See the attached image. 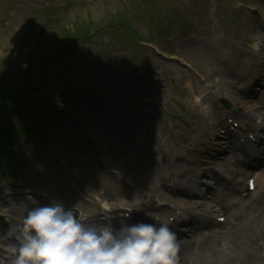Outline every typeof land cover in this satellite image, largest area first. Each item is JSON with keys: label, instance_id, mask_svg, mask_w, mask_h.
<instances>
[{"label": "rangeland", "instance_id": "rangeland-1", "mask_svg": "<svg viewBox=\"0 0 264 264\" xmlns=\"http://www.w3.org/2000/svg\"><path fill=\"white\" fill-rule=\"evenodd\" d=\"M112 14L121 15L122 24L116 26L118 22H113L118 19L111 17ZM123 21H130L144 37L142 31L151 34L165 26L168 33L167 28L179 26L175 44L172 37L154 41L155 49L158 46L163 50V56H176L173 62L162 63L150 52L135 46L136 41L123 36L122 25L132 29ZM85 25L89 27L88 37L79 40L70 52L64 51L65 42L62 41L68 36L67 32L79 33L80 27ZM188 29L195 31L188 33ZM126 31L132 35L130 30ZM134 39H138L136 33ZM60 50L61 56L52 72L65 80L67 77L65 83L69 84L53 76L44 79L41 91L52 92L51 97L61 94L64 102L59 101L58 107L78 112L81 119L59 116L57 125L46 122L32 133L30 145L20 151L16 148L20 156L22 152L30 153L28 162L23 163V158L22 162L6 160L1 167L4 176L8 175L0 174V233L20 222L27 208L45 206L53 200L66 208L73 206L82 211L83 220H89L90 224L101 223L98 219L100 208L118 209L119 214L122 213L120 208H129L138 214L140 209L152 207L153 202H165L169 205L167 212L162 214L165 218L178 206H185L166 193L177 178L187 174L180 166L192 155L191 148L184 149L177 140L179 136L191 138L194 157L186 164L189 168L198 149L193 137L196 132L191 129L194 126L189 117L190 107L195 104L197 94L209 95L204 90L206 86H212L211 93H218L210 98L215 105L214 112L209 114L199 103L196 104L200 107L194 112L207 127L209 122L213 124L216 136L225 137L224 108L219 100L227 99L233 84L243 89L244 82L252 77L248 76V68L264 61V0H0V90L7 83L23 85L27 82L25 93H30L44 78L45 61ZM40 55L44 58L35 60ZM79 57L82 60L77 59ZM146 81L149 82L146 85L148 102L159 104L162 114L173 117L169 124L162 119L161 124L165 125L161 128V124L144 127L142 122L132 127L131 117L145 110L144 103L136 100L133 92ZM259 84L242 90L241 94L246 95L252 89L257 98L264 97V83ZM81 86L91 87L98 95L123 104L118 116L104 114L103 98L95 97L98 100L85 102L86 91ZM15 90L11 89L3 99L10 107L15 106ZM232 100L229 101L232 113L252 114L247 110L249 105ZM38 102L34 100L21 107L19 117L12 116L15 117L12 124L19 125V120L30 117ZM9 112L0 115L7 116ZM153 119L150 117L145 124ZM251 123L253 128L264 125L258 118ZM144 132L148 136L156 132V142H142L140 135ZM216 136L213 141L219 140ZM3 148L0 144L1 157ZM247 148V145L227 148L211 166L223 163L225 167L228 154H238ZM136 164L147 170L133 172L132 166ZM131 179L133 184L127 183ZM213 192L215 189L204 192L211 197L209 208L215 204ZM90 195L98 201L94 203L90 198L86 202ZM196 202L193 200L191 205L201 204ZM146 214L152 215L151 212ZM109 221L119 226L118 221L104 223ZM247 226H237L226 238L212 235L205 249L197 251L190 247L184 250L177 256V264H238L235 258L236 255L241 257L238 247L264 232V219L254 237L245 233ZM260 255L264 257L263 253ZM262 257L257 262L262 261Z\"/></svg>", "mask_w": 264, "mask_h": 264}, {"label": "clouds", "instance_id": "clouds-1", "mask_svg": "<svg viewBox=\"0 0 264 264\" xmlns=\"http://www.w3.org/2000/svg\"><path fill=\"white\" fill-rule=\"evenodd\" d=\"M87 225L74 207L53 200L27 208L0 233V264H177L179 244L169 220Z\"/></svg>", "mask_w": 264, "mask_h": 264}, {"label": "bare ground", "instance_id": "bare-ground-1", "mask_svg": "<svg viewBox=\"0 0 264 264\" xmlns=\"http://www.w3.org/2000/svg\"><path fill=\"white\" fill-rule=\"evenodd\" d=\"M256 78L257 79H264V67L260 70V71H256ZM204 102H206V99H204ZM197 107H200L197 105ZM194 108V107H193ZM210 109L212 110L211 106ZM257 114L258 117L259 114L257 113V111L254 113ZM211 130H208V136H211L212 133L210 134ZM218 150H223V148H219ZM208 159H211V156L207 157ZM257 182H259L261 189L259 190V192H257V194L255 195H250L249 196V200H244L241 201L237 204H239L237 207H234L231 209V213L228 217V221L229 219H231V224L236 223V222H248L249 226H248V231H250V235L251 237H254L258 231H257V227L255 224H259L261 222L262 216L264 215L260 213L259 209L261 208L262 203H264V173L262 175H260V177L257 179ZM236 204V205H237ZM261 217V218H260ZM230 225H227L225 229H228L229 227H231ZM231 230V228H229V231ZM264 236V235H263ZM264 241V237L262 239ZM255 241L250 242L249 248L245 249V253L243 254V262L240 264H259L260 262H257L255 260V256L257 253L263 252L264 250V244L260 245H255ZM264 262V258L262 260Z\"/></svg>", "mask_w": 264, "mask_h": 264}]
</instances>
